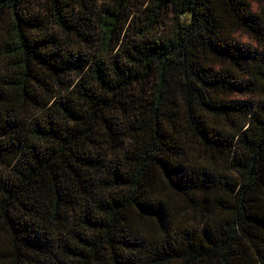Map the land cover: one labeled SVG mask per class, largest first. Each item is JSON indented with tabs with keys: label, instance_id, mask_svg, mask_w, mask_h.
I'll use <instances>...</instances> for the list:
<instances>
[{
	"label": "trees",
	"instance_id": "obj_1",
	"mask_svg": "<svg viewBox=\"0 0 264 264\" xmlns=\"http://www.w3.org/2000/svg\"><path fill=\"white\" fill-rule=\"evenodd\" d=\"M0 264H264V0H0Z\"/></svg>",
	"mask_w": 264,
	"mask_h": 264
},
{
	"label": "rangeland",
	"instance_id": "obj_2",
	"mask_svg": "<svg viewBox=\"0 0 264 264\" xmlns=\"http://www.w3.org/2000/svg\"><path fill=\"white\" fill-rule=\"evenodd\" d=\"M238 37L245 42H252L251 38L243 32H238Z\"/></svg>",
	"mask_w": 264,
	"mask_h": 264
}]
</instances>
